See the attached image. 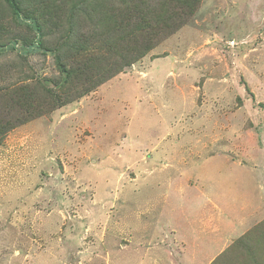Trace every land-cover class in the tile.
<instances>
[{
  "label": "rangeland",
  "instance_id": "rangeland-1",
  "mask_svg": "<svg viewBox=\"0 0 264 264\" xmlns=\"http://www.w3.org/2000/svg\"><path fill=\"white\" fill-rule=\"evenodd\" d=\"M0 0V264H264V0Z\"/></svg>",
  "mask_w": 264,
  "mask_h": 264
},
{
  "label": "trees",
  "instance_id": "trees-1",
  "mask_svg": "<svg viewBox=\"0 0 264 264\" xmlns=\"http://www.w3.org/2000/svg\"><path fill=\"white\" fill-rule=\"evenodd\" d=\"M9 5L12 7V9L16 12V13H20L21 12V8L20 5L18 3L17 0H7Z\"/></svg>",
  "mask_w": 264,
  "mask_h": 264
}]
</instances>
